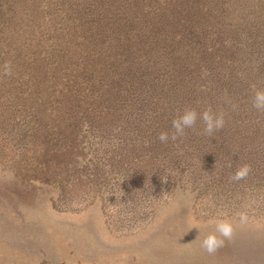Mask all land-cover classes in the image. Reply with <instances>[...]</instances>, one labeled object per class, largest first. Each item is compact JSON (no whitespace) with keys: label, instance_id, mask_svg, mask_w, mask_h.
<instances>
[{"label":"rangeland","instance_id":"obj_1","mask_svg":"<svg viewBox=\"0 0 264 264\" xmlns=\"http://www.w3.org/2000/svg\"><path fill=\"white\" fill-rule=\"evenodd\" d=\"M28 122L0 120V264H264V138L231 129L182 146L157 128L69 133L61 120L30 138L16 131ZM222 220L233 236L210 254L201 242Z\"/></svg>","mask_w":264,"mask_h":264},{"label":"trees","instance_id":"obj_2","mask_svg":"<svg viewBox=\"0 0 264 264\" xmlns=\"http://www.w3.org/2000/svg\"><path fill=\"white\" fill-rule=\"evenodd\" d=\"M257 89L264 0H0V120L29 121L16 131L30 138L40 120L58 133L61 120L69 133L124 121L171 134L186 107L211 106L225 114L213 134L243 130L254 145L264 138ZM203 127L186 130L190 144H205Z\"/></svg>","mask_w":264,"mask_h":264},{"label":"clouds","instance_id":"obj_3","mask_svg":"<svg viewBox=\"0 0 264 264\" xmlns=\"http://www.w3.org/2000/svg\"><path fill=\"white\" fill-rule=\"evenodd\" d=\"M3 74L11 75L12 69L10 62L3 65ZM252 105L258 111H264V89L255 90L252 98ZM236 105H233L235 108ZM197 120L203 123V134L211 136L214 132L219 131L225 126V114L223 112L215 113L211 106L198 112L195 108L186 107L182 114H179L172 120V132L163 131L159 133L158 139L161 143H167L169 139L175 142L187 135V129H195ZM251 172L249 164H243L237 168L230 177L232 181L245 179ZM241 222H245L247 217L240 214ZM212 223V222H210ZM234 228L231 222L222 220L215 222V230L207 234L201 242V247L208 253H214L218 248L224 245L225 239L230 240L233 236ZM199 236V235H198ZM197 236V238H198Z\"/></svg>","mask_w":264,"mask_h":264}]
</instances>
